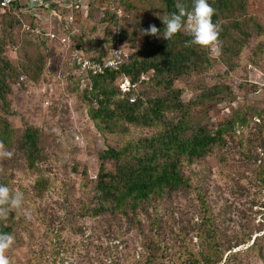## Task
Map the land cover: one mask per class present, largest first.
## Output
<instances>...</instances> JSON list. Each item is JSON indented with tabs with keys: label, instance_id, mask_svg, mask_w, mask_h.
I'll use <instances>...</instances> for the list:
<instances>
[{
	"label": "rangeland",
	"instance_id": "1",
	"mask_svg": "<svg viewBox=\"0 0 264 264\" xmlns=\"http://www.w3.org/2000/svg\"><path fill=\"white\" fill-rule=\"evenodd\" d=\"M78 1L79 9H73L69 0H47L34 10L22 0L20 8L27 9L9 12L0 0V61L7 58L17 69L9 75L10 93L0 100V124L8 129L10 138L2 145L13 153L11 158H0V179L24 193V209L31 214L28 219L23 211L15 210L0 219L2 226L12 228L14 243L7 251L10 264H143L138 260L143 236L129 218L121 212L96 215L92 209L98 205L95 185L101 154L110 147L134 146L156 135L158 129L121 120L94 121L85 98L89 80L70 65V53L80 40L88 47L99 44L103 48L111 41L115 32L109 27L112 4L125 7L127 14L120 23L130 31L135 24L140 27L160 20L166 15L165 5L161 0ZM243 5L246 18L262 29L250 23L252 37L232 69L210 53L212 64L201 71L182 75L173 83L160 76L144 84L150 99L158 96L166 101L159 128L180 124L185 136L201 130L214 133L241 110L252 117L249 126L253 130L264 122V0H246ZM71 15L74 23L69 24ZM37 27L60 36L74 31L71 48L40 37L32 31ZM141 43V36L135 41L127 39V56L134 55ZM41 56L45 72L36 82L28 74L31 62ZM137 90L131 84V91ZM176 90H181L179 99ZM121 99V95L114 96L115 101ZM32 130H37L38 138L33 167L25 136ZM247 131L245 128L243 138ZM256 131L258 136L251 134L249 138L264 141L258 126ZM225 137L227 146L215 145L203 159L184 163L190 187L158 198L147 211L140 209L142 228L150 236L156 233L152 221L157 215L162 224L159 232L166 242L163 252L179 260L200 250L199 232L209 216V229L220 241L235 242L244 234L251 237L233 251L246 249L258 238L257 249L230 264H264V186L256 179L257 167L242 153L248 150L253 160L260 154V162L264 146L249 143L243 147L238 139L228 134ZM105 166L108 172L116 170L113 160H107Z\"/></svg>",
	"mask_w": 264,
	"mask_h": 264
},
{
	"label": "trees",
	"instance_id": "2",
	"mask_svg": "<svg viewBox=\"0 0 264 264\" xmlns=\"http://www.w3.org/2000/svg\"><path fill=\"white\" fill-rule=\"evenodd\" d=\"M161 1L165 5L166 15L177 11V0ZM245 1L209 0L214 9L212 20L220 28L221 54L219 59L230 69L234 67L235 59L250 42L252 37V33L248 30L250 23L262 29V26L253 21L252 18H246L245 6L243 5ZM127 2L125 1L124 4L126 5ZM181 2L186 8L191 7V0H181ZM122 8L125 11V7ZM17 20L19 21V19ZM109 21V27L115 31L118 26L116 15L111 14ZM150 25H155L158 30L163 32L164 26L161 19H154L153 22L145 23L140 27L135 24L131 31L128 27L122 28L121 40L124 46L127 39L135 41L140 36L142 43L134 55L127 56L126 62L120 70L87 76L89 95L85 98L89 101L88 109L94 121L105 118L107 122L115 123L121 120L138 125L154 126L158 129L156 135L145 138L144 141H138L134 146L132 143H128L126 147L119 150L110 147L101 154L98 179L95 185V198L98 205L92 209L93 214L124 213L129 218V223L143 236V251L138 254V260L142 261L143 264H230L232 260L235 261L243 253L257 249L259 246L258 238L246 249L233 251L240 244L248 243L251 237L245 238L247 235L244 234L235 242L232 239H225L222 242L216 235L212 234L214 231H210L211 220L208 216L207 220L204 221V227L199 232L200 250L196 254L191 253L189 256L177 260L174 255H167L163 252V246L166 242L161 238L159 231L162 224L161 220H157V215L152 221V227L156 228V233L150 236L142 228L139 213L140 209L147 211L148 207H152V203L158 198L179 193L185 187H190V180L183 171L184 163H193L203 159L215 145L227 146L226 134L238 139L243 147L249 143H258L259 146H264L262 139L256 142L254 138H249L251 134L257 133L258 136L257 126L260 134L264 137V122L258 124L253 130L249 126L252 117L241 110L232 116L227 124L220 125L214 133L201 130V132L185 136L183 134L184 129L180 124L159 128L162 123L163 110L166 108V101L158 96L150 99L146 89L142 88L144 84L160 76L165 78L167 83H173L182 75L203 70L204 66L212 64L213 59L210 57L209 50L206 51L198 45L189 44L188 41L191 38L184 32L178 33L171 41L162 37L143 34V30ZM108 44L104 48L99 44L88 47L80 40L76 42L75 46L80 47L89 57L101 58L107 55L106 47ZM90 48H93L94 51L91 52ZM44 60L45 58L41 56L36 62H31L30 67L33 71L31 70L27 74L36 82L43 79ZM22 67L25 72H28L24 65ZM74 69L78 71V69ZM16 70L12 67L9 59L1 58L0 100H5L7 94L10 93L9 75L16 73ZM18 72L24 74L19 69ZM123 75L129 77L133 87L138 89V93L131 90L126 94L122 93L120 83L118 86L116 83L121 80ZM22 76L24 77L25 74ZM176 91V97L179 99L181 90ZM135 94H137L135 102H129V97L136 96ZM115 95H121L122 99L115 101ZM146 100L148 102L147 107L142 111ZM2 126L0 124V132H2L0 133V143L7 144L8 139H10L9 132L7 128L4 129ZM245 128L248 129V135L243 138L241 135H246ZM25 136L28 145L26 151H28L29 165L33 167L38 147L37 130H32V133L27 132ZM242 153L249 163L257 167L255 170L256 179L259 184L264 186V159L259 162L260 154L257 156L255 154L256 159L253 160L248 150H244ZM107 160L115 161V172L106 171ZM1 180L0 184H3ZM153 208L156 210L157 205H154ZM11 230V226L0 224V232L11 234ZM118 237L121 235L119 234ZM258 256L261 257V254ZM239 264L249 263L239 262Z\"/></svg>",
	"mask_w": 264,
	"mask_h": 264
},
{
	"label": "clouds",
	"instance_id": "3",
	"mask_svg": "<svg viewBox=\"0 0 264 264\" xmlns=\"http://www.w3.org/2000/svg\"><path fill=\"white\" fill-rule=\"evenodd\" d=\"M29 9H36L39 0H27ZM177 11L160 17L163 32L155 25L143 30L145 35H153L171 41L178 33L184 32L191 39L189 44L208 49L215 56L221 54L219 41V26L213 22L214 9L209 0H191V7L186 8L181 0H177ZM12 152L0 144V158H11ZM24 193L18 189H11L6 184H0V219H6L10 212L20 210L31 219V214L24 209ZM14 237L9 233L0 232V264H10L7 251L12 247Z\"/></svg>",
	"mask_w": 264,
	"mask_h": 264
},
{
	"label": "built area",
	"instance_id": "4",
	"mask_svg": "<svg viewBox=\"0 0 264 264\" xmlns=\"http://www.w3.org/2000/svg\"><path fill=\"white\" fill-rule=\"evenodd\" d=\"M73 9H79L80 2L78 0H69ZM28 3V2H27ZM47 4V0H39L38 8ZM22 5V0H1V6L4 10H8L9 12H20L27 8H20ZM29 8V7H28ZM110 11L112 14H115L118 20L119 25L115 32L112 35V39L106 47L107 55L101 58H92L87 56L81 48H75L70 53V65L73 68L78 69V71L83 75H101L106 74L108 72H113L116 70H120L127 59V52L125 50L124 43L121 40V31L122 28H126L122 23H120V19L123 18L126 13L122 7H118L117 5L112 4L110 7ZM69 24L74 23V16L71 15L68 17ZM34 33H37L40 37L51 40H58L63 47L71 48V35L69 31L64 35H58L55 31L52 30H44V28H32ZM120 87L123 94L130 92L131 90V81L128 76L123 75L120 80ZM136 100L135 96H130L129 101L134 103Z\"/></svg>",
	"mask_w": 264,
	"mask_h": 264
}]
</instances>
